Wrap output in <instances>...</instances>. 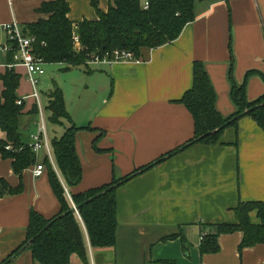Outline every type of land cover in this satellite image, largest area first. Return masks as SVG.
I'll return each mask as SVG.
<instances>
[{
    "label": "crops",
    "instance_id": "obj_1",
    "mask_svg": "<svg viewBox=\"0 0 264 264\" xmlns=\"http://www.w3.org/2000/svg\"><path fill=\"white\" fill-rule=\"evenodd\" d=\"M48 1L52 0H0V26L17 21L25 28L47 21L50 15L39 10ZM66 1L72 23L99 19L91 0ZM139 1L145 5L149 0ZM97 2L106 14L111 1ZM194 12L196 20L178 40L144 50L138 62L93 64L79 71V93L74 83L69 96L55 86L68 111L62 123L83 128L76 134L81 184L69 187L59 174L65 192L79 194L110 185L114 178L124 179L164 158L117 189L113 248H93L79 218L88 264H264V244L240 250L241 232L219 235L217 254L200 251L204 232H212L205 225L236 223L239 205L264 202L262 128L245 117L237 128L226 129L218 144L190 145L168 157L195 137V121L180 103L193 86L195 63L204 64L216 90L217 109L225 118L237 111L232 81L240 86L246 80L249 101L264 96V0H199ZM39 92L42 96L41 86ZM84 92L93 99L85 101ZM24 109L25 124L33 129L27 135L30 142L21 132L22 139L31 145L41 117L35 99L25 101ZM44 123L52 143L45 114ZM4 136L0 131V138ZM40 154L38 162L47 156ZM53 161L55 168L54 154ZM33 172L34 166L19 177L12 160L0 155V179L8 186L0 197V264L26 241L32 211L52 220L62 209L49 173L35 178ZM21 186V193H10ZM250 220L260 224L256 211ZM71 259V264H87L77 255ZM10 264L37 263L26 250Z\"/></svg>",
    "mask_w": 264,
    "mask_h": 264
},
{
    "label": "trees",
    "instance_id": "obj_2",
    "mask_svg": "<svg viewBox=\"0 0 264 264\" xmlns=\"http://www.w3.org/2000/svg\"><path fill=\"white\" fill-rule=\"evenodd\" d=\"M110 1L109 10L104 14L98 9L97 0H91L99 19L84 20L77 24L72 23L68 17L70 4L66 0L46 2L39 12L49 14V19L25 27L29 34L38 39L35 47L38 55L46 63L65 64L66 71L88 68V61L95 56L104 58L115 51H130L138 59L144 50L164 47L178 40L183 29L196 20L194 9L199 0H149L147 9L139 0ZM74 35L79 36L82 47L77 51L74 48ZM8 61L11 62L12 58L9 57ZM193 75V86L180 103L187 107L195 121V137L185 146L171 152L168 157L186 150L190 145L218 144L222 133L228 128H237L245 117L252 118L264 131V96L256 101H249L246 80L240 86L232 81L231 99L237 111L225 118L217 109L216 90L213 89L202 62L195 63ZM0 80L3 84L0 95V129L5 135L3 139L0 138V155L4 160H12V169L21 177L25 169L35 166L38 157L22 139L20 122L25 103L19 106L17 104L20 99L17 94L20 74L16 70H5L0 74ZM54 89L47 109L51 122L61 125L68 118V111L63 93L57 87ZM34 110L36 112V108ZM81 129L83 128L72 126L62 137L53 139L51 147L55 168L49 157L41 161L49 173L54 194L61 202L59 215L52 220H46L41 214L32 211L26 241L3 264H10L13 258L26 250L31 251L37 264H71L73 255L88 264L87 244L79 218L87 228L93 248H113L116 245L117 189L132 177L155 167L164 158L124 179L114 178L110 185L72 194L71 201L58 176L61 174L64 183L69 187L81 184L83 168L76 151V134ZM86 129L91 130L90 127ZM115 185L118 187L111 189ZM7 188L0 179V197L2 189ZM22 190L21 186L10 193L19 194ZM74 205L79 207L77 213L71 212ZM254 211L258 213L259 225L250 220V214ZM235 212L236 223L204 226L211 228L212 232H204L200 248L202 255L219 253L218 237L222 234L241 232L244 240L240 250L264 244V202L242 203Z\"/></svg>",
    "mask_w": 264,
    "mask_h": 264
},
{
    "label": "built area",
    "instance_id": "obj_3",
    "mask_svg": "<svg viewBox=\"0 0 264 264\" xmlns=\"http://www.w3.org/2000/svg\"><path fill=\"white\" fill-rule=\"evenodd\" d=\"M149 7V3L145 4V8ZM3 36V37H2ZM5 36V37H4ZM38 43V39L35 35L29 34L25 28L19 22H11L0 26V70H18V68H23L26 72L25 79L31 85L33 89V95L20 98L17 102L18 106L22 105L28 99H35L37 103V108L39 109V114L41 117V126L39 131L32 136L33 143L30 146L33 153L40 157L42 151L45 152L49 157L52 164L53 154L52 147L49 139H47V128L44 123V109L41 106V94L39 88L41 82L46 75V67L50 63H46L45 60L40 57L35 49ZM74 48L80 50V38L78 35H74ZM11 57L12 61H8ZM4 58V60H2ZM123 62H138L134 54L130 51H115L112 55L104 58L95 56L92 60L88 61V66L93 64H111ZM2 81L0 80V95L2 94ZM10 148V147H9ZM47 169L45 165L41 162H37L34 166V177H41L45 175ZM69 199L71 195L66 189ZM73 207H76L75 205Z\"/></svg>",
    "mask_w": 264,
    "mask_h": 264
},
{
    "label": "rangeland",
    "instance_id": "obj_4",
    "mask_svg": "<svg viewBox=\"0 0 264 264\" xmlns=\"http://www.w3.org/2000/svg\"><path fill=\"white\" fill-rule=\"evenodd\" d=\"M64 65L65 64H48V66L46 67V75L44 76V79L41 82V92H42V96H41V106L42 109H44V114L47 120V124L49 126L50 129V135L51 138H55V137H61L64 133L65 130L68 129L67 127L69 126L67 123L64 122L63 125H56L53 124L51 122L50 119V112L47 109L48 103H47V99L46 96L49 94V100L51 98V96L54 94V87L55 86H59L62 87L63 91H65V93H67V95L69 96L71 94L72 91V86L74 83H77L78 85V93H79V79L78 78V73H80L79 71H84L86 68H82L80 70L78 69H73L70 71H66L64 69ZM19 74H20V86L18 87L17 90V94L20 96V98H24L27 96H31L33 95V89L31 87L30 84H28L24 77V75L26 74L25 70L22 68L19 70ZM49 92V93H48ZM76 93V92H75ZM84 100L85 101H89L92 100L93 97H90L88 92H84ZM96 99H94V102H91L92 107H94ZM35 103V102H34ZM29 106L26 107L27 110H30L31 108V104L28 103ZM26 119L24 116L21 117V132L23 133V138L26 141L30 142V139L27 137L28 132L31 131L33 129V127L28 126L27 124H25V120ZM27 125V126H26ZM1 131V130H0ZM30 134V133H29ZM11 148V146H10Z\"/></svg>",
    "mask_w": 264,
    "mask_h": 264
},
{
    "label": "water",
    "instance_id": "obj_5",
    "mask_svg": "<svg viewBox=\"0 0 264 264\" xmlns=\"http://www.w3.org/2000/svg\"><path fill=\"white\" fill-rule=\"evenodd\" d=\"M209 134H213V133H209ZM207 136V135H206ZM118 187V185H115V186H113V187H111V189L112 188H117ZM110 189V190H111ZM105 193V192H104ZM79 211V207H73L72 209H71V212H73V213H76V212H78ZM14 259V258H13Z\"/></svg>",
    "mask_w": 264,
    "mask_h": 264
}]
</instances>
